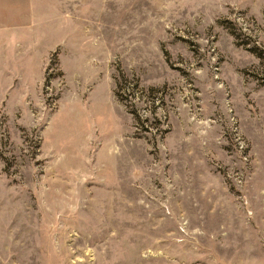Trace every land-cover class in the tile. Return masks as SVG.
<instances>
[{"label":"rangeland","instance_id":"374dc122","mask_svg":"<svg viewBox=\"0 0 264 264\" xmlns=\"http://www.w3.org/2000/svg\"><path fill=\"white\" fill-rule=\"evenodd\" d=\"M0 264H264V0H0Z\"/></svg>","mask_w":264,"mask_h":264},{"label":"trees","instance_id":"16d2710c","mask_svg":"<svg viewBox=\"0 0 264 264\" xmlns=\"http://www.w3.org/2000/svg\"><path fill=\"white\" fill-rule=\"evenodd\" d=\"M250 50V49H249ZM260 58H262L260 55H259Z\"/></svg>","mask_w":264,"mask_h":264}]
</instances>
